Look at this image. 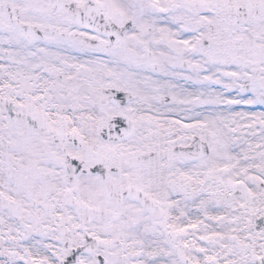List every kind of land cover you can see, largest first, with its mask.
Wrapping results in <instances>:
<instances>
[{
	"label": "snow or ice",
	"instance_id": "1",
	"mask_svg": "<svg viewBox=\"0 0 264 264\" xmlns=\"http://www.w3.org/2000/svg\"><path fill=\"white\" fill-rule=\"evenodd\" d=\"M0 264H264V0H0Z\"/></svg>",
	"mask_w": 264,
	"mask_h": 264
}]
</instances>
